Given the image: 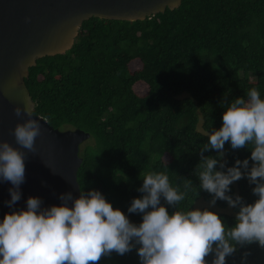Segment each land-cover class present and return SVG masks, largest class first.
<instances>
[{"label":"trees","instance_id":"obj_1","mask_svg":"<svg viewBox=\"0 0 264 264\" xmlns=\"http://www.w3.org/2000/svg\"><path fill=\"white\" fill-rule=\"evenodd\" d=\"M140 82L148 87L142 95L134 89ZM25 83L35 114L55 128L90 133L80 150V190H99L139 224L141 214L127 208L142 196L137 189L143 175L159 171L181 187L185 179L192 181L198 194L189 192L179 207L195 208L212 199L194 174L205 133L221 126L228 102L249 88L264 95V0H182L174 10L135 21L92 17L70 50L38 59ZM250 151L225 142L222 156L214 149L203 155L225 163V169L216 166L224 171L249 158ZM252 164L249 159V168ZM253 187L242 177L227 194L251 204L257 199ZM205 207L226 227L234 226L238 208L228 213L220 199ZM213 258V253L205 257L209 264ZM96 264L140 262L134 247L123 255L113 251ZM226 264H264V248L255 242L236 245Z\"/></svg>","mask_w":264,"mask_h":264},{"label":"clouds","instance_id":"obj_2","mask_svg":"<svg viewBox=\"0 0 264 264\" xmlns=\"http://www.w3.org/2000/svg\"><path fill=\"white\" fill-rule=\"evenodd\" d=\"M245 96L228 102L221 126L205 133L207 143L201 147L194 173L199 189L212 194L209 206L220 199L238 208L234 226L226 227L208 207H179L189 192L198 194L191 180L185 179L181 187L171 183L165 172L149 171L137 189L142 196L133 198L127 208L128 213L141 214L139 224L113 208L99 190L81 189L77 198L63 193L58 197L61 203L49 207H42L39 197L29 196L24 208L6 212L0 219V264H96L113 251L123 255L134 247L140 264H209L205 259L209 253L214 254L211 264H226L236 245L255 242L264 248V95L252 87ZM13 113L27 119L12 129L19 148L0 141V181L12 185L10 199L5 201L9 208L21 197L26 158L21 149L34 152L41 131L40 120L33 118L27 104L14 107ZM225 142L233 149L247 146L250 157L237 159L220 171L217 164L225 169V163L203 152L214 149L222 156ZM242 177L255 185L252 192L257 199L251 204H245L239 195L227 194L230 184ZM165 205L174 211L170 213Z\"/></svg>","mask_w":264,"mask_h":264},{"label":"water","instance_id":"obj_3","mask_svg":"<svg viewBox=\"0 0 264 264\" xmlns=\"http://www.w3.org/2000/svg\"><path fill=\"white\" fill-rule=\"evenodd\" d=\"M182 0H0V141L16 144L12 129L27 119L13 108L27 104L39 119L40 134L34 152L26 153L21 197L12 208L10 182L0 181V219L6 212L22 209L29 196L39 197L42 207L59 205V196L80 194L77 171L82 164L81 145L90 133L81 129H59L35 114L36 104L26 86L29 68L45 56L65 54L79 34L83 22L98 17L110 20H144L178 8ZM27 18V22H26ZM71 202L69 201V204Z\"/></svg>","mask_w":264,"mask_h":264},{"label":"rangeland","instance_id":"obj_4","mask_svg":"<svg viewBox=\"0 0 264 264\" xmlns=\"http://www.w3.org/2000/svg\"><path fill=\"white\" fill-rule=\"evenodd\" d=\"M131 67L135 68L134 65H132ZM134 89H135V92L139 95L145 94L148 91V87L144 83H141V82L137 83L134 86ZM198 201H203V199H199ZM204 206H209V204L206 202H200V203H197L195 208H202ZM225 211L233 214V208L232 207L225 209Z\"/></svg>","mask_w":264,"mask_h":264}]
</instances>
